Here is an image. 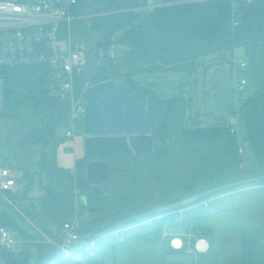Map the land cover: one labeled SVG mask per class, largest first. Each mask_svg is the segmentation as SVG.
I'll return each instance as SVG.
<instances>
[{
    "label": "trees",
    "instance_id": "trees-1",
    "mask_svg": "<svg viewBox=\"0 0 264 264\" xmlns=\"http://www.w3.org/2000/svg\"><path fill=\"white\" fill-rule=\"evenodd\" d=\"M157 2L163 5L143 13L137 8L145 5L147 0H79L73 10V34L79 43L85 37L88 54L81 84L85 80L94 84L115 79L127 83L132 92L139 91L145 99L146 95L157 93L152 88L141 87L134 79L135 75L193 72L198 69L201 56L219 53L225 59L226 53L234 56L235 49L241 48L248 65L239 73L247 74L257 88L242 106L256 159L253 168L259 173L242 175L246 171L243 162L248 158L238 153L237 133L225 126L190 128L187 99L176 96L161 99L166 110L158 127L151 131L157 140L156 152L112 158L110 181L99 186L90 185L86 169L91 158L86 156L77 160L75 176L59 167L56 161L55 151L64 140L59 137V132L66 126L69 111L66 102L51 94L53 78L50 67L23 65L6 68L5 106L1 119L14 122L5 140L10 156L8 165L24 171L26 190L38 180L44 192L42 198L30 201L31 220L53 219L60 234L49 237L60 240L63 224L75 217L80 202L81 234H89V241L97 239L94 255L88 256L84 262L69 264H107L109 257L115 258L109 249L116 243L149 234L160 235L165 224L172 230L192 232L200 228L205 233L202 222L205 217H210V203L195 206L219 199L218 195L237 187L264 184L263 179L237 185L187 206L189 210L182 218L168 213L155 214L167 215L153 228L144 225L122 236L112 234L115 229L155 216L152 212L160 207L228 184L264 177V0L250 3L244 0ZM88 21L91 27L86 25ZM115 37L116 58L107 55L100 58V48L108 47ZM229 63L233 68V60ZM49 147L54 149L51 157L46 151ZM2 152L0 149V155ZM11 158L15 159L16 165L10 162ZM142 159H146L147 166L160 171L184 163L189 181L163 185L158 198L151 199L150 192L140 183L139 161ZM127 160H131L128 171L122 167ZM3 165L0 160V166ZM16 198L27 199V196L24 193ZM3 204L1 201L0 227H16ZM89 217L92 219L88 225ZM252 233L254 237L248 238ZM242 240V256L246 264L264 255V230L245 228ZM50 246L55 251L54 245ZM0 249L7 264H31V248L26 247L21 252ZM54 256L55 252L45 264H64L65 261L52 263Z\"/></svg>",
    "mask_w": 264,
    "mask_h": 264
},
{
    "label": "rangeland",
    "instance_id": "rangeland-1",
    "mask_svg": "<svg viewBox=\"0 0 264 264\" xmlns=\"http://www.w3.org/2000/svg\"><path fill=\"white\" fill-rule=\"evenodd\" d=\"M86 25L91 27L89 21ZM71 35L73 39H76L73 34V23ZM80 44L84 48L87 46L84 36L80 40ZM235 53L239 58L245 60L241 48L235 49ZM232 55V53H226L225 59L219 53L203 55L199 59L198 69L193 72L142 73L135 75L134 79L139 82V85L154 89L160 100L184 96L188 102L187 124L190 128L229 127V118L236 111L237 105L239 103L242 104L245 99L252 96L257 90L256 85L247 74L239 73V77L247 79V84L243 90L235 91V75L232 65L229 63V60H233ZM220 67H223L224 70V79L222 80H220ZM11 126H14V122L0 118V149L3 151L0 155V160L4 164L3 166L9 164L10 156L7 153L5 140ZM80 129L82 133L85 131L84 116L80 118ZM59 137L63 139L64 129L60 130ZM238 138L244 145L247 143L244 156L248 159L243 162L246 171L242 175L244 177L254 176L259 171L253 168L256 164V159L249 142L248 128L244 116L239 121ZM156 148L158 149V145ZM46 151L49 157H51L52 153L54 154L52 147L47 148ZM130 161L127 160L122 165L127 171L130 170ZM145 161L146 159L139 161L141 168L140 183L143 184V189L145 188L150 192L151 199L155 200V198H158L163 185H178L189 181L184 163L169 166L160 171L156 167L147 166L148 163ZM29 163L32 164V162ZM248 169L250 170L248 171ZM236 189H239V187L218 195L219 199H210L212 200L208 207L210 217H205L202 222V226L206 228L205 237L211 246L208 253L203 254V256L200 255L201 260L206 261V264H246L242 256V230L245 228L258 231L264 230V202L258 199H246L244 201V196H235ZM235 199L241 201V209L235 210ZM30 201L33 200L16 198L14 205L3 204V206L9 217L13 218L17 224L16 227L12 228L17 234L16 237L19 243L16 246L17 250H21L20 245L23 243L21 235L17 231L19 229L25 230L34 239L32 244H30L31 260L34 261L32 264H41L35 238L45 239L46 237L42 234L54 235L57 224L53 219H44L43 221L33 219V222L29 209L31 207ZM80 208L81 204L79 202V210ZM221 209H227V211L219 212ZM91 219L87 220L86 224L89 225ZM155 236L153 235V238ZM156 237H159L160 244H163V239H161L163 238L162 231ZM252 237H254V233L248 235V238ZM109 252L115 258L109 257L107 264H173L171 254H175L166 255L154 244L152 239L145 236L125 241V243L119 241L113 248L109 249ZM189 261L192 262L190 259ZM263 261L264 255L254 259L249 264H264L262 263ZM0 262L5 263L1 249ZM66 263L68 264L69 260L64 262V264Z\"/></svg>",
    "mask_w": 264,
    "mask_h": 264
},
{
    "label": "built area",
    "instance_id": "built-area-1",
    "mask_svg": "<svg viewBox=\"0 0 264 264\" xmlns=\"http://www.w3.org/2000/svg\"><path fill=\"white\" fill-rule=\"evenodd\" d=\"M244 1L250 3L254 0ZM78 3L79 0H0V118L5 106L4 70L23 65H46L52 72L51 94L68 104L69 113L64 128V139L73 141L79 136L80 118L85 114L84 94L92 83L89 80L83 81L82 84L80 82L88 65V54L82 44L71 35L72 23L75 20L73 10ZM162 5L157 0H147V3L137 10L143 13L151 12ZM115 40L116 37L108 47L100 48V58L104 55L112 59L116 58ZM247 65V61L239 58L234 52L235 91L243 90L247 84L245 77H239V72ZM242 105L243 103H239L236 111L229 118L231 131L237 134L240 118L244 116ZM245 145L238 139V153L241 156L245 155ZM71 174L73 176L77 174L76 166ZM26 185L23 170L10 165L0 166V199L3 203L14 205V197L24 193L26 196L29 195ZM251 188L264 190V184L254 185ZM210 201L212 200L201 202L194 208L207 206ZM188 210V207H181L167 213L182 218ZM165 215H155L129 226L120 227L112 231V234L122 236L127 231L144 225L153 228ZM81 228L82 223L77 211L73 219L63 224L60 240L46 237L47 242L55 247L52 263L67 260L69 263L84 262L88 256L94 255L93 249L97 246V239L89 241L90 235L81 234ZM16 236L12 228L1 226L0 247L15 251L18 242ZM162 236L172 250L186 252L196 258L210 251V242L200 228L186 232L172 230L168 224H165L162 228Z\"/></svg>",
    "mask_w": 264,
    "mask_h": 264
},
{
    "label": "water",
    "instance_id": "water-1",
    "mask_svg": "<svg viewBox=\"0 0 264 264\" xmlns=\"http://www.w3.org/2000/svg\"><path fill=\"white\" fill-rule=\"evenodd\" d=\"M222 79L224 70L220 67V80ZM84 99L85 154L91 158L87 164L86 177L90 185L99 186L110 181V159L152 155L156 152L157 140L151 131L158 127L166 110L165 102L156 94L150 93L143 99L141 93L132 92L127 83L108 79L90 85L85 91ZM10 162L17 164L13 158ZM263 179L264 177L253 178L212 189L160 207L152 214L187 207L219 191Z\"/></svg>",
    "mask_w": 264,
    "mask_h": 264
},
{
    "label": "crops",
    "instance_id": "crops-1",
    "mask_svg": "<svg viewBox=\"0 0 264 264\" xmlns=\"http://www.w3.org/2000/svg\"><path fill=\"white\" fill-rule=\"evenodd\" d=\"M85 138H86L85 132L82 133V131H80L79 136L75 140L70 141V140L64 139L61 141L60 145L58 146V148L55 151V157H56V161H57L59 167L71 172L72 169L76 166L77 160L86 157V154H85ZM28 190H29L30 194L27 195V199H30V200L40 199L44 195V192L40 189L38 180L36 181L35 185L31 186L30 189H28ZM239 195L240 196L242 195L245 197L244 201L246 199L247 200H257L258 199V200H262L264 202V190L263 189H254L251 187L239 188V189L235 190V196L238 197ZM81 201L84 202L83 197L81 198ZM252 203L255 204L256 202H252ZM241 208H242L241 201L239 199H235V210H238ZM77 211H78V213L80 212L79 205L77 206ZM221 211H227V209L219 210V212H221ZM17 232H19V234L21 235V241L23 243L20 245L21 250L18 251L17 247H16L15 251L21 252L26 247L30 248L31 247L30 244H32V242L34 241V239L32 238L33 236H31V234L25 230L19 229V231H17ZM59 234H60V229L58 230V226H56V231H55L54 235H52V236L48 235V234H46V235L42 234V235L45 237H49V236L53 237V236H58ZM153 235L157 236L158 234H149V235H145V237L152 239L154 244L161 251H163L166 255H169L171 253H175V254H171L173 264H206V261L201 260L202 259L201 256H199L200 258H196L192 254L174 251L169 247V244L165 239L161 238V239H163V244H160L159 237L155 236L153 238ZM35 241L37 242V248H38L39 256L41 258V264H45L46 262H48L53 257L54 250L50 246V244L47 242V240H44L41 238H37V239L35 238ZM121 242L125 243V241H122V240H121ZM18 244L19 243L17 242V245ZM202 256H203V254H202ZM189 259L192 262H190ZM33 262L34 261H31V264Z\"/></svg>",
    "mask_w": 264,
    "mask_h": 264
}]
</instances>
